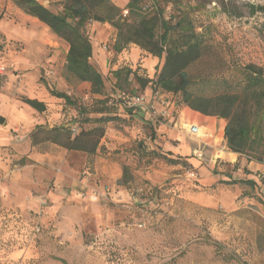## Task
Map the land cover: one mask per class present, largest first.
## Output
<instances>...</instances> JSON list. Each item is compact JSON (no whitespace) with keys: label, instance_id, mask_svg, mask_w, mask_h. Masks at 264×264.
I'll return each mask as SVG.
<instances>
[{"label":"rangeland","instance_id":"374dc122","mask_svg":"<svg viewBox=\"0 0 264 264\" xmlns=\"http://www.w3.org/2000/svg\"><path fill=\"white\" fill-rule=\"evenodd\" d=\"M112 1L122 8L128 3ZM219 1L182 0L180 5L191 11L198 31L212 25L205 54L188 68L191 89L205 95L239 88L244 79L240 66L264 69V13L251 10L264 0H224L226 10ZM49 5L58 11L61 1ZM19 9L15 0H0V65L8 67L0 74V116L5 118L0 123V264H264V193L247 184L223 183L218 174L235 169L224 163L212 168L208 157L189 156L194 162L188 165L155 157L143 129L121 149L105 146L102 151L129 166L130 181L121 185L119 198L96 203L70 194L72 177L79 173L65 161L83 172L87 153L50 142L33 145L30 134L37 125L80 119V106L98 117L99 101L108 97L107 105L123 120L107 123L106 130L119 128L129 135L127 99L120 97L112 74L119 58H108L106 65L103 58V69L96 59L105 77L103 95L82 86L68 93L75 103L68 104L52 94L66 87L56 88L45 72L66 71L64 55L53 59L48 48L30 39L31 23ZM173 12L179 8L168 4L165 15ZM92 23L93 45L109 56L117 30L110 24L92 28ZM139 64L126 58L121 65L147 77L160 62L147 68ZM129 88L134 94L144 91L135 80ZM26 98L44 101L46 111L39 112ZM144 128L149 133V126Z\"/></svg>","mask_w":264,"mask_h":264},{"label":"trees","instance_id":"16d2710c","mask_svg":"<svg viewBox=\"0 0 264 264\" xmlns=\"http://www.w3.org/2000/svg\"><path fill=\"white\" fill-rule=\"evenodd\" d=\"M219 2L226 10L224 0ZM15 3L68 43L65 69L78 81L90 82L92 94L103 95L105 90V77L93 59V43L88 32V26L97 21L109 23L117 30L113 45L116 53L122 52L130 44H137L162 60L153 77L142 76L138 69L129 66L113 70L114 84L121 91L120 97L128 100L134 95V89L129 88L133 80L142 90L150 86L151 89L171 92L179 97V106L186 105L205 115L219 116L227 121L224 137L227 150L243 154L249 160L264 161V69L255 64L240 66L244 79L235 90L212 95L194 92L191 89L194 81L188 68L205 54L212 25H201V31H198V26L190 17L191 11L188 8L180 9L182 0H128L124 8L112 0H62V9L58 11L39 0H15ZM168 4H172L174 9L179 8V12L167 17L165 11ZM251 10L253 14L257 11L264 13V3L252 5ZM52 94L65 99L68 104H75L66 92L53 89ZM25 101L39 112L47 109L46 103L37 98H26ZM99 102L102 107L95 110L100 114L98 117L86 115L88 109L80 106L78 113L81 118L76 120V125H37L30 134L32 144L50 142L69 151L96 154L106 134V124L123 120L107 105L108 97ZM137 110L129 108L127 113L133 115ZM90 122L95 125L90 128L81 125ZM154 124L150 121L147 125L150 137L155 131ZM78 127L79 131H75ZM142 148L144 144L141 143L139 149ZM151 152L155 157L162 154V158L171 163L188 165L189 162L187 158H172L168 153H157L155 150ZM122 168L120 183L126 185L130 181L129 166L123 165ZM222 182L255 185L254 181L247 179L231 178Z\"/></svg>","mask_w":264,"mask_h":264},{"label":"crops","instance_id":"0c3cea01","mask_svg":"<svg viewBox=\"0 0 264 264\" xmlns=\"http://www.w3.org/2000/svg\"><path fill=\"white\" fill-rule=\"evenodd\" d=\"M44 5L50 7L51 1H62V0H39ZM62 9V4L58 10ZM23 15L25 22L31 23L29 25V36L30 39L39 47H46L51 53V58L56 59L60 53L64 55V64L66 62V54L69 49V45L62 38L57 36L52 30L37 17L25 13L23 10L19 9ZM4 18L0 19V24ZM99 25H109V23H101L94 21L92 23V28H95ZM110 26V25H109ZM43 32H47L48 38L44 36ZM117 32L113 38L115 42ZM50 39V45L47 43V40ZM94 55L93 59L95 62L99 56V66L102 68L101 60L105 59V65L112 56L119 58L115 64V69H118L122 66V62L127 58L132 63H140V66L147 68L148 66H156L162 60L160 58L153 56L141 49L137 44H130L129 47L125 48L122 52L116 53L112 48L109 51V56L103 50L97 52L96 47L93 45ZM101 51V52H100ZM49 53V54H50ZM103 69V68H102ZM114 69V70H115ZM150 73V71H147ZM151 74V73H150ZM155 71L152 75H147L148 77H153ZM53 83L56 88L60 86L66 87L65 92L69 93L71 91H78L82 86H87L91 88L90 82H81L78 81L73 76L69 75L67 71H53L52 75L50 74ZM151 87L148 86L144 89V92H150ZM167 97L174 102L175 112L173 117L168 120V122L160 123L156 122L153 118L150 117L148 113L143 112L142 110H137L135 114L124 115V117H132L131 125L129 126L130 134H126L122 129L109 127L106 130V134L103 137L100 147L96 154L87 156V169L91 171V184L98 191H103L105 188H109L112 191L111 197L114 196L113 200L119 198V192L122 191V184L120 183L123 168L120 162V159L113 155L111 152H105V146L108 149L112 147L122 148V144L130 142L133 136L136 134H142V129L144 130L145 138H148L145 142L149 147V150L160 151L162 153H168L172 158L183 157L191 163L194 162V158L189 156L196 155L198 150L201 151L202 156L199 158L208 157L209 165L214 168L217 164L224 163V166L231 167L235 171H222L219 173V180H229L231 178L243 179V180H252L258 190L264 193V161L259 162L257 160H249L247 156L229 151L225 148L224 137H225V128L227 121L224 118L219 116L205 115L199 111H196L189 106L178 104V96L166 92ZM52 102V101H51ZM54 102V101H53ZM76 117V115H74ZM150 121L154 124L155 135L156 137H150L145 132L144 125L150 124ZM76 120L72 119L67 125H76ZM190 125H198L199 132L197 135H192L189 133L187 128ZM53 126V125H52ZM128 129V127H126ZM202 130V134L200 131ZM200 133V134H199ZM217 136H220V140L217 139ZM120 146V147H119ZM76 152V151H74ZM197 156V155H196ZM68 167L69 170L77 171L79 174H75L72 177L70 183V194H74L79 198H82L78 191L82 188L83 185V172L80 171L78 167L73 165L71 166L70 162L65 161L64 164ZM75 166V167H74ZM226 170V169H225ZM233 173V175H232ZM224 183V182H223ZM239 184V183H238ZM241 184V183H240ZM91 190V189H90ZM86 198H91L88 196ZM111 200V199H110ZM99 203V201H93Z\"/></svg>","mask_w":264,"mask_h":264},{"label":"built area","instance_id":"2783aa9c","mask_svg":"<svg viewBox=\"0 0 264 264\" xmlns=\"http://www.w3.org/2000/svg\"><path fill=\"white\" fill-rule=\"evenodd\" d=\"M8 67L6 65H0V74H5ZM46 74L50 75L53 73L52 70L45 71ZM174 102L167 97L166 92L161 89H151L150 92H141L128 97L125 104L127 108H137L145 113H148L154 120L165 123L170 120L175 112ZM198 125H190L187 130L192 135H197L199 132ZM77 131V130H75ZM197 156H202L200 150L196 152ZM193 175L194 172L190 171ZM83 185L78 191V194L82 198L90 197L92 201L109 200L111 197V189L105 188L102 192L95 189L91 184V171L85 169L83 171ZM91 189V190H90Z\"/></svg>","mask_w":264,"mask_h":264},{"label":"water","instance_id":"95a60500","mask_svg":"<svg viewBox=\"0 0 264 264\" xmlns=\"http://www.w3.org/2000/svg\"><path fill=\"white\" fill-rule=\"evenodd\" d=\"M0 123H1V124H4V123H5V118L2 117V116H0Z\"/></svg>","mask_w":264,"mask_h":264},{"label":"bare ground","instance_id":"6f19581e","mask_svg":"<svg viewBox=\"0 0 264 264\" xmlns=\"http://www.w3.org/2000/svg\"><path fill=\"white\" fill-rule=\"evenodd\" d=\"M201 132V131H200ZM200 134V133H199Z\"/></svg>","mask_w":264,"mask_h":264}]
</instances>
